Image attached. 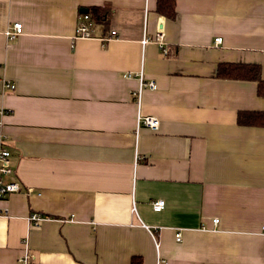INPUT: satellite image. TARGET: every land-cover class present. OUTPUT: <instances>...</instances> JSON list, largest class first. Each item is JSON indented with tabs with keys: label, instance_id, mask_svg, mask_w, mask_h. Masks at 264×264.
I'll use <instances>...</instances> for the list:
<instances>
[{
	"label": "crops",
	"instance_id": "obj_1",
	"mask_svg": "<svg viewBox=\"0 0 264 264\" xmlns=\"http://www.w3.org/2000/svg\"><path fill=\"white\" fill-rule=\"evenodd\" d=\"M174 1L168 18L158 0H0L5 180L23 187L0 199V264H264V127L238 123L264 97L218 76L238 64L264 80V0ZM103 6L108 23L77 37L79 13ZM159 30L166 53L142 44ZM140 71L156 89L138 107L125 74ZM32 213L51 219L32 228Z\"/></svg>",
	"mask_w": 264,
	"mask_h": 264
},
{
	"label": "built area",
	"instance_id": "obj_2",
	"mask_svg": "<svg viewBox=\"0 0 264 264\" xmlns=\"http://www.w3.org/2000/svg\"><path fill=\"white\" fill-rule=\"evenodd\" d=\"M96 24L92 20L91 16L89 15L88 11H81L78 15V26H77V37L79 38H93V29ZM23 33V25L21 23H15L14 25L10 26L6 31V37L8 41L16 40L20 35ZM117 36V31L112 30L110 38L107 41L115 38ZM165 35L162 30H159L153 39H149L145 37L142 40V44H147V42L153 40L159 48L166 53L164 49L165 45ZM214 44L219 46L222 44V38L218 37L214 40ZM125 77L128 79H137L140 83L139 90L135 93L137 96V104L140 107L142 92L143 89L148 88L151 90L156 89V84L153 81L145 82L144 81V73L140 71L138 73H126ZM5 87L10 90H14L15 85L9 82L5 83ZM0 114L2 112L0 111ZM160 126V120L156 117H143L138 115L137 117V129L140 127H146L151 129L152 131L157 130ZM4 137L0 135V199H5L13 193H19L23 191V187L16 182H6L5 178L14 174V164L12 160L11 152L4 146ZM139 159V156L136 155V160ZM27 192H30V189H27ZM165 208V201L160 199L152 202V209L155 212H161ZM132 212L136 213V207L133 203ZM7 211L0 210V216H6ZM51 218L47 215H43L40 213H32L28 217V223L32 228H38L42 225L43 222L50 220ZM218 219H213V223L216 226L218 224ZM175 239L177 242L182 240V232L178 231L175 235ZM22 264H35L36 257L34 254L29 252H25L24 256L21 257L19 260Z\"/></svg>",
	"mask_w": 264,
	"mask_h": 264
},
{
	"label": "trees",
	"instance_id": "obj_3",
	"mask_svg": "<svg viewBox=\"0 0 264 264\" xmlns=\"http://www.w3.org/2000/svg\"><path fill=\"white\" fill-rule=\"evenodd\" d=\"M158 13L174 18L176 15L174 0H158ZM88 13L96 25H106L112 13V9L107 6L92 7L88 9ZM218 76L225 79L251 81L258 85V94L264 97V80L261 78L260 67L238 64H221L218 68ZM238 123L249 126L264 127V111L263 112H241L238 115ZM131 264H143L141 257H133Z\"/></svg>",
	"mask_w": 264,
	"mask_h": 264
}]
</instances>
